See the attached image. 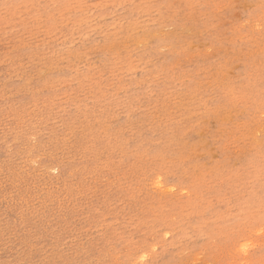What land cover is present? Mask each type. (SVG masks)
Masks as SVG:
<instances>
[{"label":"rangeland","instance_id":"obj_1","mask_svg":"<svg viewBox=\"0 0 264 264\" xmlns=\"http://www.w3.org/2000/svg\"><path fill=\"white\" fill-rule=\"evenodd\" d=\"M0 264H264V0H0Z\"/></svg>","mask_w":264,"mask_h":264}]
</instances>
